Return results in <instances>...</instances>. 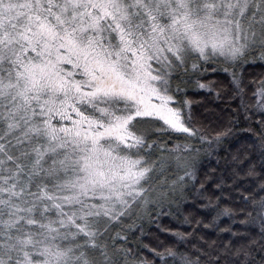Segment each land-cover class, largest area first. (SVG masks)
I'll list each match as a JSON object with an SVG mask.
<instances>
[{
  "label": "snow or ice",
  "instance_id": "6c2138e0",
  "mask_svg": "<svg viewBox=\"0 0 264 264\" xmlns=\"http://www.w3.org/2000/svg\"><path fill=\"white\" fill-rule=\"evenodd\" d=\"M256 64L264 0H0V264H264Z\"/></svg>",
  "mask_w": 264,
  "mask_h": 264
},
{
  "label": "trees",
  "instance_id": "16d2710c",
  "mask_svg": "<svg viewBox=\"0 0 264 264\" xmlns=\"http://www.w3.org/2000/svg\"><path fill=\"white\" fill-rule=\"evenodd\" d=\"M248 71L251 72V73H256V74H258V73H260L261 71H264V68H261V66H260L259 64H256V65H253L251 68H249ZM250 78H251V77H250ZM192 98H193L194 100H197V101H199V100L202 99V97L197 96V95H193ZM194 109H196L197 111H199V112H201V113H203V111H204L203 108H198V107L195 106V105H194Z\"/></svg>",
  "mask_w": 264,
  "mask_h": 264
}]
</instances>
